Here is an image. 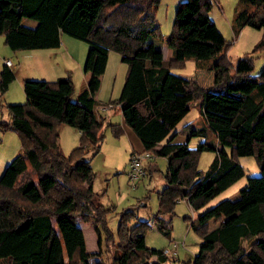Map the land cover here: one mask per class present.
I'll use <instances>...</instances> for the list:
<instances>
[{
	"label": "trees",
	"instance_id": "1",
	"mask_svg": "<svg viewBox=\"0 0 264 264\" xmlns=\"http://www.w3.org/2000/svg\"><path fill=\"white\" fill-rule=\"evenodd\" d=\"M159 1L0 0V34L10 49L54 48L63 33L89 45L83 64L89 77L76 101L66 74L24 79L25 101L6 104L9 119H0V129L16 130L22 148L0 175V264H89L90 257H97L95 264H164L170 255L146 245V230L154 225L170 235L175 203L184 199L193 210L202 208L244 175L237 161L244 155L256 159L260 173L246 178L236 199H221L190 221L196 230L209 218L224 216L201 236L193 258L181 264H264V66L253 74L251 55L264 50V33L251 52L237 59L227 80L202 86L170 66L194 59L196 67L217 73L230 65V42L208 16L212 0L180 1L165 39L155 16ZM244 26L264 30V0H237L234 36ZM162 43L171 49L169 59ZM111 49L126 64L120 93L111 101L119 104L142 150L167 160L157 210L138 219L136 206L122 209L116 232L106 220L113 206L99 201L86 158L100 151L106 126L115 136L121 134L119 124L96 114L95 96ZM13 79L2 63L0 95ZM197 101L202 123H186V141H173L175 121ZM61 123L80 135L67 155L58 141ZM209 133L214 141L206 140ZM192 136L204 139L191 147ZM203 151L215 155L202 171L197 161ZM78 222L93 226L97 252L86 250Z\"/></svg>",
	"mask_w": 264,
	"mask_h": 264
},
{
	"label": "rangeland",
	"instance_id": "2",
	"mask_svg": "<svg viewBox=\"0 0 264 264\" xmlns=\"http://www.w3.org/2000/svg\"><path fill=\"white\" fill-rule=\"evenodd\" d=\"M180 1L182 0H160L157 5L155 16L163 39L168 36L171 30L176 7ZM236 4L237 0H212L211 9L208 12L210 20L215 23L227 42H230V45L227 48V56L231 63L230 65L221 67L225 70L229 68L232 69V67L234 69L237 59L244 53L251 52L255 43L264 33L263 29L244 26L237 35L234 36L232 24L234 21ZM29 23L33 24V22ZM64 34L70 36L66 33ZM71 38H74L75 40L73 46L76 57H81L83 54L84 57H86L89 47L88 43L76 37ZM167 48L169 47L162 43L161 50L164 51L163 56L165 59L170 58L165 52ZM19 51L20 50L10 49L4 43L3 35L0 34V67L2 62H4V58L10 55L9 52L12 53L11 57L14 59L13 52ZM109 51L110 59L107 73L104 75L105 79L103 78V86L97 91L96 97H105V99H107L110 93H112L111 100L114 101L118 97L120 87H122L123 84L122 75L126 71V64L120 61L118 52L112 49ZM251 55L253 57L252 73L257 74L264 66V50L256 51L251 53ZM113 56H115V59H113ZM119 65L123 67V72L122 75L119 74L114 82L113 74L114 72L115 74L118 73L117 69ZM170 69L173 73L182 74L186 77L187 75L192 77L197 71L194 59H187L182 65H171ZM85 74L89 77L88 73L85 72ZM221 74H224V71H222ZM41 77L42 76H32L30 79L48 80ZM71 77L73 83H76L77 91L78 89L79 91L82 90L86 86L87 83H82L80 73L76 71V68ZM220 79H223V77ZM77 94L76 92L72 94L71 99L73 101H76ZM24 101L25 95L22 82H20L18 78H14L9 84L6 92L0 95V119H9L6 104L22 103ZM96 109L100 113L104 112V110L99 109L98 106ZM108 110L116 112V115H114L115 119L120 116L117 114H121L118 105L115 108H109ZM200 110L201 106L198 101L194 102L191 105L190 110L175 121L171 134L175 131L178 132L175 136L176 140L186 139V132L183 130L185 123L192 121L194 126H199L202 123ZM171 117H176L175 112L171 111ZM57 131L60 147L63 153L67 155L71 149L78 144L80 135L76 128L64 123L58 124ZM103 135L104 139L100 151L94 156L87 154L86 158H90V164L94 172L92 183L93 190L97 193L99 201L106 206H113V208L107 213L106 220L109 229L116 232L119 212L122 209L136 206V216L138 219H148L157 210V191L160 190L164 184L163 173L166 168L167 160L165 157L156 156L151 152L153 157L149 160H144L143 164L145 167H148L149 164L154 162V168H150V173L147 170V173L141 176L135 184H133L127 174L131 147L128 144L126 136L122 135V131L119 136H115L112 133L111 128L108 126L103 129ZM203 139L204 138L201 136H192L189 145L194 147ZM206 140L208 142L214 141L213 134L209 133ZM21 148L22 139L16 130L12 128L6 130L0 129V175L10 159L18 153ZM214 155V151L201 152L197 161V168L202 171L206 170ZM237 161L244 167V175L232 183L229 188L227 187L211 198L202 208H200V212L213 206L221 199H236L238 197L239 189L246 183V178L260 173L256 159L253 156H239ZM173 212L170 235L166 236L159 232L154 225H151L145 232V243L147 246L163 249L170 255V260L164 264H181L191 260L198 251V243L201 239L200 233L189 225L190 221L193 219V209L189 206L186 200L182 199L177 201L174 205ZM85 238L86 247L90 248L92 240L88 232L85 233Z\"/></svg>",
	"mask_w": 264,
	"mask_h": 264
},
{
	"label": "crops",
	"instance_id": "3",
	"mask_svg": "<svg viewBox=\"0 0 264 264\" xmlns=\"http://www.w3.org/2000/svg\"><path fill=\"white\" fill-rule=\"evenodd\" d=\"M71 37L72 36H67L63 33V34H61V43L57 47L20 50L19 52H13L14 59H13V57H11L12 53L9 52L10 55L5 57L4 60H6V59L11 60L12 64L9 66L7 65V66L13 71L14 78L15 79L18 78V80H20V82H23L24 79L31 78L32 76L33 77L42 76L41 78H46L48 80H53L59 76H64L68 73L70 74V76H72V74H74V71L76 68V71L78 73H80L82 83L83 84L85 82L87 83L88 76H86L85 72H83L84 71L83 70V63L85 61L84 54L81 57H76L75 51H74V46H73V44L75 43L74 42L75 40H74V38H71ZM165 52L167 53L168 57H171V49L170 48H167L165 50ZM162 53H164V51H162ZM113 57H114L113 59H115V56H113ZM109 59H110V51L108 53V59H107L105 70H104L103 74L101 75V83H100L101 88L103 86V81H104L103 78L105 77L104 75H106V73H107V69H108L107 67L109 65ZM2 63H4V62H2ZM196 68H197V71L192 75V77H190L188 75H187V77L197 80L198 83L202 86H207V85L211 84L214 80L225 81L229 78V76L232 74V72L234 70L233 67H232V69L229 68L227 70H225L224 68H220L217 71V73H215L213 70H209V69H205V68H199V67H196ZM117 70H118V73L115 74V72H114V74H113V81L114 82L116 81V78L119 76V74L122 75L123 67L119 65ZM222 71H224V74H221ZM124 74L125 73H123V75H122V80H124ZM179 75H182V74H179ZM221 77H223V79H220ZM73 85H74V92H76V94H77L79 92V89H78V91L76 90V83L75 84L73 83ZM120 90H121V87H120ZM111 94L112 93H110V95L107 97V99H105V97L97 98L95 96L96 100L98 102L97 106L99 109H101L100 108L101 104H105V103L111 101V99H112ZM114 98H116V97H114ZM116 106L117 105L113 106L112 108H115ZM108 109L109 108L104 109L103 113L98 112V110L96 109V114L99 117H103L105 122L116 123V121H117V124H119V126L121 127L122 135H125L127 138L128 144L131 147V149H130L131 152L132 153L142 152L143 151L142 150V144H141L139 138L132 131V129L129 128L125 124V122L123 121L122 115L117 114L120 116H118V118L115 119L114 115H116V112H114L113 110H108ZM101 110H103V109H101ZM177 133H176V135H177ZM175 136L173 138V141H176V142H185L186 141V139L176 140ZM190 140L191 139L188 140V145L190 144L189 143ZM226 150L229 151V149H226ZM131 152H130L129 157L132 154ZM153 163L149 164L148 167H145L146 173H147V170L150 173L151 167L154 168L155 165ZM192 213H193V218H195L201 212H200V209H198V210H193ZM223 220H224L223 215L211 217L207 221H205L203 224L197 226L196 231H198L200 233V236H202L204 233H206V232L210 231L211 229L215 228L216 226H218ZM78 226L80 227V229L83 232L84 240L86 239L85 238L86 232H88L89 235L91 236L92 244H91L90 248L86 247V240H85L86 250L88 252H97L98 251L97 237H96V234L93 230V226L90 223H86V222H78ZM96 261H97V257H90L88 259L89 264H95Z\"/></svg>",
	"mask_w": 264,
	"mask_h": 264
},
{
	"label": "built area",
	"instance_id": "4",
	"mask_svg": "<svg viewBox=\"0 0 264 264\" xmlns=\"http://www.w3.org/2000/svg\"><path fill=\"white\" fill-rule=\"evenodd\" d=\"M4 64L6 65H11L12 62L9 59L4 60ZM115 105H119L116 102H107L105 104H101L100 108L101 109H107V108H112ZM153 155L150 151H142V152H134L131 154V156L129 157V161H128V170H127V174L129 179L131 180V182L133 184H135V182L143 175H145L146 173V169L145 166L143 164L144 160H149L150 158H152Z\"/></svg>",
	"mask_w": 264,
	"mask_h": 264
}]
</instances>
